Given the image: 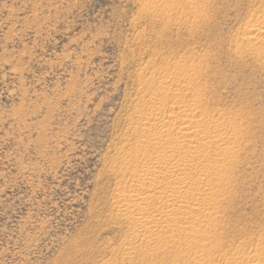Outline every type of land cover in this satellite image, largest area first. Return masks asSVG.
Segmentation results:
<instances>
[{
  "label": "rangeland",
  "instance_id": "rangeland-1",
  "mask_svg": "<svg viewBox=\"0 0 264 264\" xmlns=\"http://www.w3.org/2000/svg\"><path fill=\"white\" fill-rule=\"evenodd\" d=\"M147 2L0 0V264L182 263L176 247L126 254L118 194L154 102L146 83L186 67L185 101L196 93L199 117L237 135L194 248L264 259V61L244 40L264 0Z\"/></svg>",
  "mask_w": 264,
  "mask_h": 264
},
{
  "label": "bare ground",
  "instance_id": "bare-ground-1",
  "mask_svg": "<svg viewBox=\"0 0 264 264\" xmlns=\"http://www.w3.org/2000/svg\"><path fill=\"white\" fill-rule=\"evenodd\" d=\"M170 1L148 0L147 4H160L166 14L173 8ZM245 35L251 53L264 61V16L246 26ZM186 68H181V75L166 72L158 86L146 83L151 93L146 92L154 102L148 109L144 106L147 112L143 109L145 114L135 125L142 143L132 152V148L130 153L126 151L123 168L124 173H131L132 183L118 194L121 215L134 223L126 254L140 251L144 255L151 250L157 255L161 246L176 247L180 253L175 259L182 260L181 264H217V257L194 247L212 231L208 220L214 218V208L219 204L213 195L229 177L228 165L236 150L237 135L221 129L218 121L207 122L199 117L195 108L202 104L196 93L195 103L185 101L188 85L195 80ZM258 253L255 250L232 260L225 254L218 256L225 264H264ZM184 255L189 258L184 259Z\"/></svg>",
  "mask_w": 264,
  "mask_h": 264
}]
</instances>
